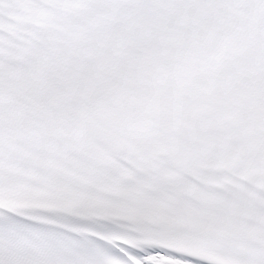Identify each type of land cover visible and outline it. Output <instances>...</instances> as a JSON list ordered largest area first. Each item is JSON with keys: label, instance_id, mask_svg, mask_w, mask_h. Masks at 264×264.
<instances>
[{"label": "snow or ice", "instance_id": "6c2138e0", "mask_svg": "<svg viewBox=\"0 0 264 264\" xmlns=\"http://www.w3.org/2000/svg\"><path fill=\"white\" fill-rule=\"evenodd\" d=\"M0 264H264V0H0Z\"/></svg>", "mask_w": 264, "mask_h": 264}]
</instances>
